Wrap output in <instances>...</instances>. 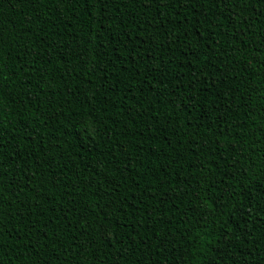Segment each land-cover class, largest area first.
<instances>
[{
	"label": "trees",
	"instance_id": "obj_1",
	"mask_svg": "<svg viewBox=\"0 0 264 264\" xmlns=\"http://www.w3.org/2000/svg\"><path fill=\"white\" fill-rule=\"evenodd\" d=\"M0 264H264V0H0Z\"/></svg>",
	"mask_w": 264,
	"mask_h": 264
}]
</instances>
